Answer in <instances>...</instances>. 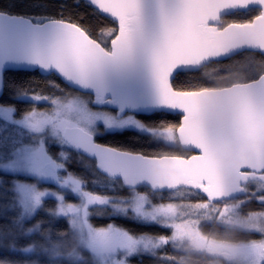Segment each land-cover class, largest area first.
Masks as SVG:
<instances>
[{
    "label": "snow or ice",
    "instance_id": "obj_1",
    "mask_svg": "<svg viewBox=\"0 0 264 264\" xmlns=\"http://www.w3.org/2000/svg\"><path fill=\"white\" fill-rule=\"evenodd\" d=\"M134 260L264 264V0H0V264Z\"/></svg>",
    "mask_w": 264,
    "mask_h": 264
},
{
    "label": "trees",
    "instance_id": "obj_2",
    "mask_svg": "<svg viewBox=\"0 0 264 264\" xmlns=\"http://www.w3.org/2000/svg\"><path fill=\"white\" fill-rule=\"evenodd\" d=\"M128 137L131 136V133L127 134ZM124 139H126V136L124 135H120V134H115V135H109L105 140L100 141L101 143H112V144H116L117 142H121ZM251 210H259V206L258 205H253L251 207ZM108 221L105 220H94L93 223L97 224L98 226L106 223ZM120 223H122V221H118ZM130 226V225H128ZM140 231H145V232H158L159 229L155 228V227H151V226H144L142 228L139 229ZM173 255H175L176 253H171ZM133 264H138L137 261H133ZM144 264H151V261L145 260Z\"/></svg>",
    "mask_w": 264,
    "mask_h": 264
}]
</instances>
